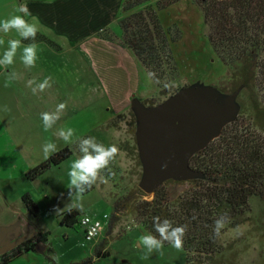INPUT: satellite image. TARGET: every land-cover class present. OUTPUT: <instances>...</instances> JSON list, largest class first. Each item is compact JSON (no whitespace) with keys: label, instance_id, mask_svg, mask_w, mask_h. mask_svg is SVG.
Returning <instances> with one entry per match:
<instances>
[{"label":"rangeland","instance_id":"374dc122","mask_svg":"<svg viewBox=\"0 0 264 264\" xmlns=\"http://www.w3.org/2000/svg\"><path fill=\"white\" fill-rule=\"evenodd\" d=\"M157 17L163 30H170L169 36L174 39L170 50L179 78L171 83L172 88L186 86L185 96L193 95L197 106L212 103L227 110L226 121L218 130L233 122L243 124L244 128L259 138L264 149V128L255 114L258 95L253 87H236L230 72L214 56L207 42L200 9L190 0H181L171 8L157 12ZM116 27L114 24L111 28ZM67 72L71 75L70 83L54 92L55 113L58 105L66 104V109L55 122L54 135L46 138L45 142L46 134L38 131L19 137L21 144L26 147L25 152L29 153L25 159L20 145L14 141V145H10L7 135L0 132V150L7 147L6 153L0 152V158L5 156L3 162L6 163L0 169V179L5 184L1 186L0 192V224L7 223V218L17 212L19 217L31 222L35 231L49 232L43 253L35 251L15 259L12 264H57L52 259L53 255L59 257V264H82L93 257L97 243L103 239H106L103 251H108L110 255L107 259L94 260L93 264H188L183 250L171 245L163 247V254L153 252L144 258L146 250L139 245V237L148 233L137 225L134 215L127 212L116 222L109 235L104 233V228L98 239L91 242L85 241L82 232L60 226L58 216L61 213L82 205L83 210H77L81 216L99 220L105 227L113 211V202L129 190L139 187L145 171L136 134L133 133L140 120L139 111L134 107L126 110L118 122L117 131L115 127H107L115 117L113 107L105 98H101L98 90L90 87L86 89L84 84L77 83L82 76L78 68H68ZM153 94L149 98L155 96L159 102L168 101V97ZM140 102L136 104L144 114L153 111ZM263 107L260 105V109ZM18 118L23 121L22 126L26 127L28 122L34 120L31 107L26 104L21 113L18 111ZM68 129L74 130L73 142L65 144L59 132ZM1 130L3 125L0 122ZM87 137H94L105 147L115 145L119 151L109 168L101 173L103 180L98 179L92 185L94 189L82 194V199L75 195L68 175L72 163L82 155L78 147L59 166L50 168L33 182L27 180L26 174L46 160L42 145L52 141L58 151L66 147L72 149L78 146L80 139ZM7 159H13L12 163ZM171 179L186 180L187 176L179 174ZM181 187L175 186V192ZM24 194H28L37 206V217H31L23 207L21 197ZM151 198V194L144 197L147 200ZM249 204L250 212L246 214L248 221L222 233V254L217 264H264V203L254 198L250 199Z\"/></svg>","mask_w":264,"mask_h":264},{"label":"trees","instance_id":"16d2710c","mask_svg":"<svg viewBox=\"0 0 264 264\" xmlns=\"http://www.w3.org/2000/svg\"><path fill=\"white\" fill-rule=\"evenodd\" d=\"M180 1L125 0L121 4L119 43L134 54L147 75L150 72L155 74L150 79L159 97L171 98L187 88L171 86L179 78L170 50L174 39L169 36L170 30H163L157 17V12L167 10ZM190 1L200 9L207 42L214 56L230 72L235 86L244 85L255 89L258 95L255 114L264 128V107L260 109V105H264V0ZM107 39L114 42L110 37ZM34 42H44L59 48L39 34ZM23 43L30 44L33 41L23 40ZM140 103L155 108L164 101L159 102L153 96ZM123 116L117 115L107 127H116ZM77 147L57 151L31 169L25 177L30 182L35 181L50 168L68 160ZM189 168L190 178L164 181L153 191L149 200L144 199L149 194L139 187L117 197L104 233L109 235L116 222L127 212L134 215L138 226L159 238L153 226V217L159 216L161 220L167 218L174 226H186L181 249L188 264H217L222 254V233L248 221L246 214L250 212V199H259L264 203V149L259 138L249 129L233 122L225 125L215 139L191 157ZM177 185L182 187L175 192ZM93 189L92 186L83 194ZM21 202L31 217L38 216L37 206L28 194L21 197ZM80 216L76 209H68L58 216L59 224L82 232L84 238ZM222 216L224 226L220 234L216 235L215 221ZM48 236V231L37 232L10 254L0 257V264H10L25 254L34 253L36 244L47 246ZM97 244L93 257L82 264H93L94 260L109 257L110 253L103 251L106 239L99 240ZM169 245L168 242L164 243V246Z\"/></svg>","mask_w":264,"mask_h":264},{"label":"crops","instance_id":"0c3cea01","mask_svg":"<svg viewBox=\"0 0 264 264\" xmlns=\"http://www.w3.org/2000/svg\"><path fill=\"white\" fill-rule=\"evenodd\" d=\"M123 1L0 0V20L24 15L18 8L22 4L27 5L31 15H25L24 18L37 26V34L59 47L57 49L44 42L36 43V65L28 68L21 59L23 46L28 44L22 40V47L17 50L14 63L7 69L0 66V122L3 125L0 132L7 135L10 145H14L13 141L20 145L23 158L27 159L29 153L25 152L26 147L21 144L19 137L38 131L46 134L45 142L46 138L54 135L55 124L46 131L41 113H55L54 92L70 83L68 68L80 70L82 76L77 83L84 84L86 89L90 87L98 90L101 98H105L113 107L115 117L129 110L136 102L156 93L155 86L134 54L119 43L121 34L118 28ZM114 24L116 29L111 28ZM0 38L4 40V44L0 45V57L8 48L9 39H21L14 30L7 35L0 32ZM10 73H15L17 78L11 79ZM48 77L51 78V87H46L42 92L37 89L34 94L32 89ZM30 81L35 83L29 86ZM26 104L31 107L34 120L24 127L23 121L18 118V111L21 113ZM5 106L9 111L4 110ZM117 126L115 131L118 130ZM6 149L0 152L6 153ZM4 159L5 156L0 158V169L6 166ZM7 160L11 163L13 161ZM2 183L0 179V192L1 186L5 185ZM17 214H11L7 223L0 224V247L2 243L35 236L39 231L46 232L35 231L28 219Z\"/></svg>","mask_w":264,"mask_h":264},{"label":"water","instance_id":"95a60500","mask_svg":"<svg viewBox=\"0 0 264 264\" xmlns=\"http://www.w3.org/2000/svg\"><path fill=\"white\" fill-rule=\"evenodd\" d=\"M184 91L150 108L153 111L147 114L139 110L136 104L139 102L133 106L139 111L137 116L140 120L135 134L145 167L139 188L146 194H152L174 175L184 174L187 179L190 178L191 157L219 135L223 127L220 130L218 128L228 116L227 110L212 103L197 106L194 96H185ZM31 237L29 235L12 243H2L0 255ZM45 248V244L35 245L38 253H43Z\"/></svg>","mask_w":264,"mask_h":264},{"label":"clouds","instance_id":"9594fccd","mask_svg":"<svg viewBox=\"0 0 264 264\" xmlns=\"http://www.w3.org/2000/svg\"><path fill=\"white\" fill-rule=\"evenodd\" d=\"M18 11L24 15H13L10 18L0 20V32L7 35L14 30L21 38L8 40V48L5 50L3 56L0 57V66H3L5 69L14 63L16 52L22 47V40L33 41V43L23 46L21 59L25 67H35L36 60L38 58L37 45L34 42L38 28L35 24L30 23L24 18L25 15H31L27 9V5H20ZM2 44H4V40L0 38V45ZM148 76L149 78H154L155 74L150 72L148 73ZM10 78H17L16 74L10 73ZM50 80V77L46 78L43 83L32 89L33 93L35 94L37 89L42 92L46 87H51ZM34 83L35 81H30L29 86ZM65 109L66 104L62 103L58 105L56 113H41V119L43 120L46 131L50 129L53 124H55L56 120L60 118V114ZM4 110L9 111L7 106H5ZM59 136L65 141V144L72 143L74 130H60ZM78 147L82 155L72 163L68 175L70 177L72 189L75 190V195L77 198L82 199V194L90 189L98 179L103 180L101 173L104 169L109 168L110 163L115 159L119 150L115 145L105 147L103 144L98 143L94 137L80 139ZM42 150L45 159H49L52 155L57 153L58 148L54 142L49 141L42 145ZM163 167H167V165H163ZM76 210L79 212L82 211V205H77ZM153 226L155 231L159 234V238L151 233L144 234L139 237V245L146 250L144 258H147V254H151L153 252H160L163 254L162 250L165 242H168L171 246L178 250L182 248L183 237L186 233V226H174L172 221L167 218L161 220L159 216L153 217ZM223 226L224 217L222 216L220 219L215 221L214 233L219 235L220 229ZM52 259L59 264L58 256L53 255Z\"/></svg>","mask_w":264,"mask_h":264},{"label":"built area","instance_id":"2783aa9c","mask_svg":"<svg viewBox=\"0 0 264 264\" xmlns=\"http://www.w3.org/2000/svg\"><path fill=\"white\" fill-rule=\"evenodd\" d=\"M80 226L84 229L83 232L86 241H92L98 238L104 229L101 221L92 219L89 216H82L80 218Z\"/></svg>","mask_w":264,"mask_h":264},{"label":"flooded vegetation","instance_id":"af4514ba","mask_svg":"<svg viewBox=\"0 0 264 264\" xmlns=\"http://www.w3.org/2000/svg\"><path fill=\"white\" fill-rule=\"evenodd\" d=\"M33 237H34V236H33ZM33 237H31V238H29V239H26L25 241L21 242V243L18 244L16 247L12 248L10 251H7V252L1 254L0 257H4V256L10 254V253L12 252V250L16 249L17 247H19L20 245H22V244L25 243L26 241L32 239ZM1 247H3V245H2Z\"/></svg>","mask_w":264,"mask_h":264}]
</instances>
